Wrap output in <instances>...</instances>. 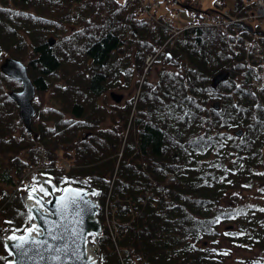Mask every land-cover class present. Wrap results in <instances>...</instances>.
I'll return each instance as SVG.
<instances>
[{"label": "trees", "instance_id": "1", "mask_svg": "<svg viewBox=\"0 0 264 264\" xmlns=\"http://www.w3.org/2000/svg\"><path fill=\"white\" fill-rule=\"evenodd\" d=\"M244 2L235 0L231 13H245ZM142 10L141 0H0V58L5 52L25 60L39 99L48 90L60 105L51 104L47 114L37 106V136L19 115L21 121L12 123L19 120L18 106L9 90L21 81L0 68V164L10 155V142L29 145L36 162L40 147L47 144L51 164L59 157L72 163L48 170L60 184H84L88 175L103 188L101 199L111 190L113 224L100 235L102 264H219L231 250L229 243L244 249V256L231 264H264V255L257 251L260 245L264 248V198L256 204L240 192V185L250 186L257 176L264 181V83L256 87L250 53L245 46L235 51L226 36L229 31L251 38L257 34L264 61V26L258 21L264 17L224 25L187 24L174 33L171 45L159 49L169 26ZM96 21L107 31L92 24ZM67 26L74 27L70 33L59 32ZM49 34L56 35V43H50ZM147 52H155L154 60L163 65L154 81L146 75L152 63L146 61ZM258 63L263 68L261 59ZM221 69L229 76L214 86L212 75ZM136 71V111L130 98L112 115L121 113L125 124L132 120L127 136L117 124L101 129L97 122L106 108L96 97L108 85L131 82ZM217 97L219 107L210 102ZM47 116L53 117L54 128H47ZM17 126L29 132L19 141ZM82 127L88 129L80 134ZM238 127L244 128L243 134L236 133ZM32 159L18 157L11 163L21 172ZM7 169L1 170L2 177L12 182L11 165ZM229 190L230 201L224 203ZM21 196L0 204V212L11 202L14 208L19 204L20 218L7 219L18 230L30 218ZM2 230L0 226V264H6Z\"/></svg>", "mask_w": 264, "mask_h": 264}, {"label": "water", "instance_id": "2", "mask_svg": "<svg viewBox=\"0 0 264 264\" xmlns=\"http://www.w3.org/2000/svg\"><path fill=\"white\" fill-rule=\"evenodd\" d=\"M174 1L180 2V0ZM180 3L188 5L187 2ZM48 40L53 43L55 36L50 34ZM0 67L7 74L22 80V87L10 90V95L17 100L19 114L23 117L26 127L32 129L31 115L35 111L32 99L35 96L36 84L28 73L27 63L15 55H6L0 62ZM228 73L227 70L221 69L213 74L212 84L216 85L219 80L228 77ZM112 93L116 99L122 97L113 89ZM214 104L218 107L219 101L216 100ZM243 130L244 128L238 127L236 132L242 134ZM41 186L47 194L40 190ZM68 188L72 189L73 193L64 191ZM101 190L99 186L92 183L82 186L74 182H68L59 188L58 182L53 177L38 175V183L30 186L23 195L24 203L31 213V220L22 231L11 228L2 232L4 246L9 252L6 264H101L99 242L103 227L99 215ZM30 192L33 195L31 199L29 198ZM76 192L80 193L83 199L77 198V205L62 218L57 211L59 198L72 196ZM37 200H40L41 203L38 204ZM54 225H60V227L53 228ZM66 228L69 231H65ZM49 232L63 238L53 240ZM13 235L18 239L11 240L10 237ZM20 237H23L24 240H20ZM34 241L41 243L37 245ZM44 241L47 242L46 245L43 243ZM21 243H23L24 249L28 250L26 256H21L19 254L21 250L16 247ZM56 248L61 251H54Z\"/></svg>", "mask_w": 264, "mask_h": 264}, {"label": "rangeland", "instance_id": "3", "mask_svg": "<svg viewBox=\"0 0 264 264\" xmlns=\"http://www.w3.org/2000/svg\"><path fill=\"white\" fill-rule=\"evenodd\" d=\"M149 1H153V0H149ZM201 1V4L203 6L204 9L206 8H211V7H214L215 6V1L216 0H199ZM227 3L229 5H234L235 3V0H226ZM160 4L157 5L156 8H158V14H163L164 17L166 19H168L169 21H171L173 24L175 25H183L184 22L188 21V20H193L196 16L195 14H193V9H189V8H186V7H182L181 9L180 8H177V3L174 2V1H170V0H160L159 2ZM105 10V9H103ZM106 11V10H105ZM207 15L210 14L211 12L210 11H207L206 12ZM157 17V16H155ZM164 17H157V18H154V17H150L151 20L153 21H156L157 23L159 22H162L164 20ZM259 22L262 23V25L264 26V18L262 19H259L258 20ZM166 24V22H164ZM74 24H77V26H81L80 23H74ZM160 24V23H159ZM74 28V27H73ZM73 28H70V26H67L66 28L62 29V28H59V32L60 33H70L72 31ZM56 33V32H55ZM54 33V34H55ZM56 35H58L56 33ZM149 37H152L153 35L151 33H148ZM53 43H56V41H54ZM127 44V41L125 42ZM170 44V43H168ZM171 45V44H170ZM6 53L3 52V55L2 57L0 58V61L2 60L3 56L5 55ZM147 61H150V58L147 57L146 59ZM151 62V61H150ZM153 63V64H152ZM152 63L150 64V69L146 72V75L148 76V79H151L154 81V79H156L157 77V73L159 71V69L163 66L161 61L159 60H154L152 61ZM157 63V64H156ZM159 65V66H158ZM147 68V67H145ZM143 67V69L141 70L142 73H144L143 71H145V69ZM151 70V71H150ZM59 74L61 73L60 71H58ZM152 72V73H151ZM139 73L136 71L134 74H133V77H132V81L129 82V83H126L127 81L126 80H121L119 83L117 84H112V85H108L107 87H105L101 93L96 97V100L98 101V103H100L101 105H104L105 108H106V112L102 115V117L100 118V120H98V126L103 129L105 128V126H109V125H114V124H117L118 125V129L119 131H121V133H123L124 135L127 136V131H128V125H129V121H132L130 119H128V124H125L124 123V118L123 116L121 115V113L119 114L118 118H114L112 117L113 113L116 112L117 110L118 111H122L123 107L125 104H128L130 103V98H132L134 96V94H137V89H138V86L136 85V82H137V79H135V77L138 75ZM150 75V76H149ZM142 76V74H141ZM59 80H62V79H59ZM256 87H262L261 85H256ZM111 89H115L117 90V94L118 95H122V97H120V100H117L115 99L113 93L111 94ZM124 92V93H123ZM43 94V97L41 99L40 96L38 95V92H36V96H35V99H34V102H35V105H37L41 112H43L44 114H47L48 113V109L49 107H52V105H56V106H60L56 101L53 100V98L50 97V95L48 94V90L47 92H44V93H41ZM133 102H132V112H135L136 111V108H137V105L135 106V97L132 98ZM212 99V98H211ZM215 99H217L219 101V106L221 104V98H214L213 100H210V102H213ZM17 103V102H16ZM37 103V104H36ZM90 103V102H88ZM218 106V107H219ZM159 108H162L163 107H160V106H156L154 107L153 109L155 110H158ZM18 110V108H16ZM15 108H13L12 111L16 110ZM63 114H66L68 116L72 115L71 112L69 111H61ZM19 112L17 111V117H18V121H13L12 123H15V124H18V122H21L23 123V119L21 118L20 120V117L18 116ZM40 113V111H39ZM39 120L43 119L44 116H41V117H38ZM38 118L34 121H37ZM77 118V117H76ZM79 119V118H77ZM48 124L47 128L51 127V128H54V119L52 116H47L46 117V120H45ZM24 124V123H23ZM19 126H17L16 128V132L14 133L15 135V138L19 141L21 140V135H23L22 138H26L27 135H29V132H26V131H23L22 129L18 128ZM88 128L87 127H82L81 130H80V134L84 133ZM235 131V130H234ZM50 133H53L54 131L50 129L49 131ZM57 134H60L61 135V132H57ZM243 134V133H242ZM20 135V136H18ZM26 135V136H24ZM60 135L58 137H60ZM130 137V135H129ZM40 140V139H39ZM39 140L37 141V143H39ZM8 153L10 154L9 156L6 155V157L4 158L3 162L0 164V203L6 201L9 196H11V198L15 197L19 199V197L22 195H24V191L20 190H14V187L13 185L11 184V182H6L4 181L3 177H2V172L1 170L2 169H10L8 167V165H11V170L13 171V178H17L19 177L20 173L21 172H18V171H15V164L14 163H11V162H14L16 161V159L18 157H21V158H25L26 161L29 160V159H32L30 157V146L29 145H26V146H20V145H16L14 142H10L8 144ZM47 146V144L45 145V147ZM42 148L40 147L42 150L39 151V153L37 154L38 155V159L39 161L36 162L34 159H32L33 162H30L29 165L25 166L23 169H22V172H26V171H29V168L34 165V166H40V164H49V160L46 158V148ZM35 149V148H34ZM37 149V148H36ZM261 149L263 150V154H262V157L264 159V142L263 144L261 145ZM39 150V149H38ZM35 152V151H34ZM0 155H2V153L0 152ZM58 168H62V167H65V168H69L71 167L72 163H70V161L68 159H62L59 157V159L54 162ZM260 176H257L256 179L254 178V182L251 183L250 186H243V185H240V192L244 193V195H248L245 197L244 200H247L249 202H253V203H256L257 202H261L264 198V181H260L259 178ZM114 178V177H113ZM16 187V186H15ZM233 191L232 190H229L228 192H226V199L224 201L227 202V201H230V195L229 193H232ZM108 193V191H107ZM106 193V202H105V206H107L108 204V195ZM102 195V194H101ZM21 196V198H23ZM101 197V196H100ZM10 200V199H9ZM237 202V200H235V203ZM243 204L244 203H249V202H245L243 201ZM6 203V202H5ZM3 203V204H5ZM24 204H22V207H23ZM19 206V204L17 205ZM17 206L15 205V208L13 207V204L12 202L10 203V206L6 207V209L4 208L1 212H0V226H2L4 229H7V227H9L10 222L7 221V219H10L12 218L14 221L17 219L20 218V214L19 212L20 211H17ZM3 206L0 205V210L2 209ZM25 207V206H24ZM240 208H243L242 206H240ZM100 213L103 211L102 210V205L100 207ZM257 217V215H256ZM248 220V219H246ZM101 221H103L101 219ZM235 222V225H237V222ZM9 224V225H8ZM234 224V223H233ZM103 225H104V221H103ZM225 226V223H223L221 226ZM230 225V224H228ZM264 225H262L263 227ZM21 231V230H20ZM220 235V234H219ZM219 237H222V236H219ZM212 239L210 238V245L212 244ZM100 241V240H99ZM100 245H101V242H100ZM231 250H227L224 255L222 256H225L223 262L222 261H219L220 263L219 264H231L232 262H236L239 260V258H241L242 256H244V254L242 252H244V249L243 247H241L240 245L236 246V245H232V244H227ZM1 246V245H0ZM5 248V247H4ZM240 248V249H239ZM243 249V250H242ZM2 250V247H0V252ZM6 250V248H5ZM261 250V253L264 255V248L262 245H260V247H257V251ZM256 252V251H255ZM253 252V253H255ZM102 264V262H101ZM241 264V263H240Z\"/></svg>", "mask_w": 264, "mask_h": 264}, {"label": "snow or ice", "instance_id": "4", "mask_svg": "<svg viewBox=\"0 0 264 264\" xmlns=\"http://www.w3.org/2000/svg\"><path fill=\"white\" fill-rule=\"evenodd\" d=\"M40 190L41 191H45V194H47V192L43 188V186H41ZM33 191H35V189H33ZM64 191L67 192V193H73V190L70 189V188L65 189ZM93 194L95 195L96 193H93ZM29 198L30 199L33 198L32 192L29 193ZM77 198H79L80 200L83 199V197L78 192L74 193L72 196H61L59 198L57 211H58L59 214H61L62 218H64L67 214H69L73 210L74 206L77 205ZM37 203L38 204L41 203L40 200H37ZM33 227H35V226H33ZM58 227H60V225H54L53 226V228H58ZM29 231H31V229H29ZM65 231H69V229L66 228ZM49 235L52 236L53 240H57V239H62L63 238L61 236L52 235V232H49ZM10 239L11 240H17L18 238L13 235L12 237H10ZM19 239L22 240V241L24 240L23 237H20ZM34 243L39 245L41 242L34 241ZM43 243L45 245L47 244L46 241H44ZM16 247L21 250L20 253H19L21 256H26L27 255L28 250L24 249L23 243L16 245ZM48 247L50 248V246H48ZM54 251L60 252L61 249L56 248V249H54ZM53 259H56V257H53Z\"/></svg>", "mask_w": 264, "mask_h": 264}, {"label": "built area", "instance_id": "5", "mask_svg": "<svg viewBox=\"0 0 264 264\" xmlns=\"http://www.w3.org/2000/svg\"><path fill=\"white\" fill-rule=\"evenodd\" d=\"M254 3L248 7V12L240 17L248 18L259 15H264V0H253ZM234 46H237L239 42L236 40H230Z\"/></svg>", "mask_w": 264, "mask_h": 264}, {"label": "bare ground", "instance_id": "6", "mask_svg": "<svg viewBox=\"0 0 264 264\" xmlns=\"http://www.w3.org/2000/svg\"><path fill=\"white\" fill-rule=\"evenodd\" d=\"M100 16H101V15H100ZM126 16H127V15H126ZM103 18H104V17H103ZM102 21H103V19H102ZM94 23H95V22H94ZM94 23L92 22L93 25H96V24H97V21H96L95 24H94ZM98 23H99V21H98ZM100 24H101V23H100ZM93 25H92V26L89 25V26H90V27H93ZM101 26H102V25H101ZM101 26L98 27V24H97L96 27L101 28ZM94 27H95V26H94ZM96 27L94 28V30H96ZM98 28H97V29H98ZM102 28H106V27L103 25ZM102 28H101V29H102ZM107 29H108V28H106V31H107ZM98 30H99V29H98ZM103 30H104V29H103ZM127 31H128V30H127ZM101 32H103V31H101ZM126 34H127V33H126ZM126 34H125V35H126ZM135 34H136V33H135ZM135 34H134V35H135ZM49 35H50V34H49ZM52 35H54V34H52ZM131 36H132V35H131ZM226 36H227V35H226ZM255 38H256V37H255ZM131 40H133V39H131ZM58 42H59V40H58ZM134 42H135V41H134ZM227 43H228V41H227ZM228 44H229V43H228ZM140 45H141V44H140ZM138 46H139V45H138ZM229 47H230V46H229ZM154 53H155V52H154ZM152 64H153V63H152ZM156 64H157V63H156ZM158 66H159V65H158ZM160 69H161V68H160ZM150 71H151V70H150ZM151 73H152V72H151ZM157 74H158V73H157ZM149 76H150V75H149ZM68 85H70V84H68ZM67 88H68V86H67ZM69 88H70V86H69ZM69 88H68V89H69ZM52 165H54V164H52ZM22 197H23V196H22ZM14 229H15V228H14ZM23 229H24V228H23ZM17 230H18V229H17ZM21 231H22V230H21Z\"/></svg>", "mask_w": 264, "mask_h": 264}, {"label": "flooded vegetation", "instance_id": "7", "mask_svg": "<svg viewBox=\"0 0 264 264\" xmlns=\"http://www.w3.org/2000/svg\"><path fill=\"white\" fill-rule=\"evenodd\" d=\"M17 106H18V105H17ZM18 107H19V106H18ZM32 131H33L34 136H37V135H38V130L35 131V130L33 129Z\"/></svg>", "mask_w": 264, "mask_h": 264}]
</instances>
